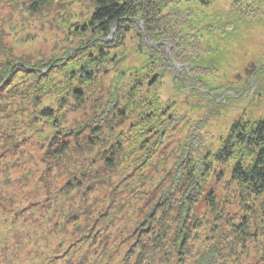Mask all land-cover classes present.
Returning <instances> with one entry per match:
<instances>
[{
	"label": "rangeland",
	"instance_id": "1",
	"mask_svg": "<svg viewBox=\"0 0 264 264\" xmlns=\"http://www.w3.org/2000/svg\"><path fill=\"white\" fill-rule=\"evenodd\" d=\"M48 1L35 12L33 0H0V264L135 262L138 225L163 192L180 197L190 171L200 192L192 218L200 223L190 226L189 255L177 252L173 210L164 241L151 245L157 255L144 252V264H179L183 256L195 264L213 249L215 264H264V199L232 177L233 159L215 158L236 120L264 114V0H157L164 20L195 46L146 36L156 61L147 69L148 49L131 31L110 49L114 62L82 85L80 101L68 72L87 62L91 35L75 30L94 1ZM240 1L255 11L248 18ZM215 65L216 73L208 69ZM182 68L186 79H178ZM135 78L142 90L128 94ZM46 106L60 124L42 117ZM89 125L105 126L92 147ZM56 131L78 150L53 157ZM111 149L114 169L105 164Z\"/></svg>",
	"mask_w": 264,
	"mask_h": 264
},
{
	"label": "trees",
	"instance_id": "2",
	"mask_svg": "<svg viewBox=\"0 0 264 264\" xmlns=\"http://www.w3.org/2000/svg\"><path fill=\"white\" fill-rule=\"evenodd\" d=\"M94 7L89 16V18L76 26V32L82 35L90 34L85 46H89L90 52L87 54V62L81 65V68L76 71L69 70V80L73 81L77 79V86H74L72 90V95L77 101L83 99L82 97V85L86 83H93L95 78L98 75L100 69H103L108 64L114 62V58L110 55V49L115 48L117 44L122 43L124 37L131 31L135 32L137 38H139V43L146 48L149 53L150 59L145 68L150 69L156 61L154 49L146 41V36L155 35L162 33V36L166 38V41L172 43L174 41L177 47H181L184 44L187 48L194 47V44H190V39L186 35L179 36L173 27L169 26L170 20H164V6L160 5L157 0H93ZM48 0H33V4L30 6V10L38 12L42 7L48 4ZM160 5V6H159ZM239 12L244 17H249L252 9V13L255 11L253 7L249 6V10L244 6L240 1ZM237 6V3H236ZM244 11V12H243ZM246 14V15H244ZM241 17V16H240ZM140 21H143L144 27L146 28L145 32L140 31ZM163 31V32H162ZM173 32V33H170ZM76 33V34H77ZM147 34V35H146ZM152 38V37H151ZM153 39V38H152ZM173 48L175 47L171 44ZM150 50V51H149ZM161 58L164 60H169L171 64V59L169 55L160 52ZM177 56V55H176ZM197 56H200V53H197ZM61 59L54 60L59 61ZM113 61V62H112ZM216 68V69H215ZM210 70H216L217 66L209 67ZM146 72V71H145ZM178 72V79H186L184 73L186 74L187 69H183ZM184 72V73H183ZM123 74V73H121ZM147 72L145 73V75ZM180 74H182L180 76ZM133 76V74H131ZM157 76V75H156ZM143 77V76H140ZM152 78V77H151ZM156 78V77H155ZM151 79L152 82L156 79ZM197 81V79H193ZM143 81L141 78H135L132 82V85L127 90L128 94H131L135 89L139 91L142 90ZM189 83V82H188ZM37 98V97H36ZM66 98H62L65 101ZM63 102H61V107H63ZM118 111L124 113L121 108H118ZM40 114L43 118L51 120L60 124V118L53 109L52 106L43 107L40 110ZM104 125V124H103ZM89 125L85 129H88L91 132V139L88 143V147L97 145V140L99 139L98 134H100L105 128V126ZM56 126H59L56 124ZM59 134L66 135V133H61L56 131L51 138L50 146H52V155L58 159L62 156H66L72 148L78 150L77 143L68 142L64 138L61 140ZM227 141L222 145V147L215 153L216 161L227 162L233 159L234 165L232 169V177L239 183V185L246 187L251 191L253 195L260 196L264 199V114L257 120L252 121H241L236 120L232 125L228 133ZM76 138V137H75ZM120 149V146H117ZM109 152L110 155L105 157V164L109 168H113L116 164L115 154L118 153L117 150ZM206 167L204 168L205 174L208 170L209 162H204ZM188 184L185 187V191L182 192L179 198L175 196L171 191H165L162 195L156 200L155 204L149 208L145 219L138 225V240L139 245H141L142 251L140 252L137 260L128 261L126 264H144L146 258L143 257V253H147L151 258L157 255V251L151 248L153 244L157 245V242L162 243L166 237L165 227L167 217L170 215L171 211H177V215L180 219V229L177 240V252H181L183 255H189V247H184L187 244L188 239L191 238V229L190 226L196 228L200 223L192 218V210L195 208L197 202L199 201L198 194V182L196 179H193L194 173L189 172ZM194 184V185H193ZM196 186V187H195ZM69 187V186H68ZM207 199L211 201L210 205L215 206V197L211 191L207 194ZM172 200V201H171ZM178 200L179 205L176 209L168 207L173 203V201ZM157 211H161L160 215L157 214ZM72 214V213H71ZM176 218V216H175ZM246 222V221H245ZM243 223V228L247 224ZM145 223V224H144ZM187 223V224H186ZM144 224V225H143ZM152 231L149 234V231ZM241 229L244 231V229ZM92 234V231H91ZM97 232L92 235H96ZM146 234L147 240L143 241V235ZM95 240V238H94ZM160 247V246H159ZM216 249H213L211 252L204 254L197 258L195 264H215L217 258ZM150 258V259H151ZM181 259V261H180ZM183 257H178L177 262L179 264H186L183 262ZM178 264V263H177Z\"/></svg>",
	"mask_w": 264,
	"mask_h": 264
}]
</instances>
